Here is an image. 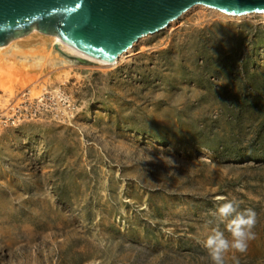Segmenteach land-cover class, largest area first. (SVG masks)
<instances>
[{
	"label": "rangeland",
	"instance_id": "1",
	"mask_svg": "<svg viewBox=\"0 0 264 264\" xmlns=\"http://www.w3.org/2000/svg\"><path fill=\"white\" fill-rule=\"evenodd\" d=\"M39 37L0 50V264H212L221 196L257 214L225 264H264V13L195 4L115 64Z\"/></svg>",
	"mask_w": 264,
	"mask_h": 264
},
{
	"label": "water",
	"instance_id": "2",
	"mask_svg": "<svg viewBox=\"0 0 264 264\" xmlns=\"http://www.w3.org/2000/svg\"><path fill=\"white\" fill-rule=\"evenodd\" d=\"M195 4L231 15L264 13V0H0V47L36 29L114 61Z\"/></svg>",
	"mask_w": 264,
	"mask_h": 264
},
{
	"label": "clouds",
	"instance_id": "3",
	"mask_svg": "<svg viewBox=\"0 0 264 264\" xmlns=\"http://www.w3.org/2000/svg\"><path fill=\"white\" fill-rule=\"evenodd\" d=\"M216 215L221 223H225V231L219 227L212 228L198 241L207 250L212 264H225V255L230 250L244 253L249 242L255 238L253 229L257 223V214L251 208L239 210V202L227 197H217Z\"/></svg>",
	"mask_w": 264,
	"mask_h": 264
},
{
	"label": "bare ground",
	"instance_id": "4",
	"mask_svg": "<svg viewBox=\"0 0 264 264\" xmlns=\"http://www.w3.org/2000/svg\"><path fill=\"white\" fill-rule=\"evenodd\" d=\"M35 32L39 33L41 35V37L43 36V37L52 38L56 43L62 44L65 47V49H67L68 51H70L73 54H76V55H79V56H83V57L89 58L90 60H95V61L101 62L103 64H115V63H117V61H118V59L120 57H123L126 53H128V52H130L132 50V48H131L132 46H131L126 51H124L122 54H120L119 57L114 59V61H108V60H104V59L99 58V57H95V56L89 55V54H87V53H85V52H83V51H81V50H79V49L67 44L58 34H55V33H43V32H40L39 30H36V29L31 31L27 35L20 36V37H18L16 39L12 40L7 45H5L3 47H0V50L5 48L6 46L12 44L13 42H17V43H23L24 42L27 47H30L33 44L34 45L35 44H42L43 41L41 40L40 37H39L40 39H32V40L26 39L32 33H35ZM21 71L22 70L18 68L16 63L11 62V63H9L7 65L6 64L3 65L0 62V91L9 92V93L12 94L15 91V83H16L15 81L21 75Z\"/></svg>",
	"mask_w": 264,
	"mask_h": 264
}]
</instances>
